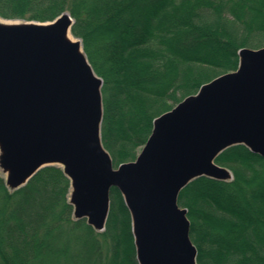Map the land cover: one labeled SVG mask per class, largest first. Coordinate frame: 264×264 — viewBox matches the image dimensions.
<instances>
[{
    "label": "trees",
    "instance_id": "obj_1",
    "mask_svg": "<svg viewBox=\"0 0 264 264\" xmlns=\"http://www.w3.org/2000/svg\"><path fill=\"white\" fill-rule=\"evenodd\" d=\"M63 12L102 78L101 140L113 164L135 159L153 119L213 77L238 50L264 45V0H0L7 19ZM230 180L199 176L178 194L198 264H264V157L244 144L215 158ZM70 181L46 165L9 189L0 173V264H138L116 187L103 230L75 219Z\"/></svg>",
    "mask_w": 264,
    "mask_h": 264
},
{
    "label": "water",
    "instance_id": "obj_2",
    "mask_svg": "<svg viewBox=\"0 0 264 264\" xmlns=\"http://www.w3.org/2000/svg\"><path fill=\"white\" fill-rule=\"evenodd\" d=\"M72 23L67 12L44 22L0 16V171L7 187L24 185L43 166H61L74 218L97 231L116 187L138 264H198L178 194L199 176L230 180L231 170L215 162L229 146L244 144L264 157V45L240 48L236 69L157 115L135 159L115 166L101 140L102 78Z\"/></svg>",
    "mask_w": 264,
    "mask_h": 264
},
{
    "label": "rangeland",
    "instance_id": "obj_3",
    "mask_svg": "<svg viewBox=\"0 0 264 264\" xmlns=\"http://www.w3.org/2000/svg\"><path fill=\"white\" fill-rule=\"evenodd\" d=\"M5 19H7V18H5ZM73 37V36H72ZM74 38V37H73ZM0 173L3 175V173L0 171Z\"/></svg>",
    "mask_w": 264,
    "mask_h": 264
},
{
    "label": "bare ground",
    "instance_id": "obj_4",
    "mask_svg": "<svg viewBox=\"0 0 264 264\" xmlns=\"http://www.w3.org/2000/svg\"><path fill=\"white\" fill-rule=\"evenodd\" d=\"M71 36V35H70ZM72 37V36H71Z\"/></svg>",
    "mask_w": 264,
    "mask_h": 264
}]
</instances>
